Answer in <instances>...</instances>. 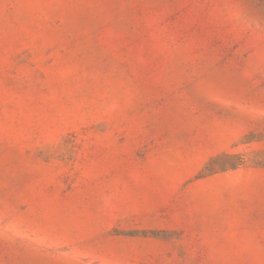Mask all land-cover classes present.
I'll return each mask as SVG.
<instances>
[{"label": "rangeland", "instance_id": "rangeland-1", "mask_svg": "<svg viewBox=\"0 0 264 264\" xmlns=\"http://www.w3.org/2000/svg\"><path fill=\"white\" fill-rule=\"evenodd\" d=\"M0 264H264V0H0Z\"/></svg>", "mask_w": 264, "mask_h": 264}]
</instances>
